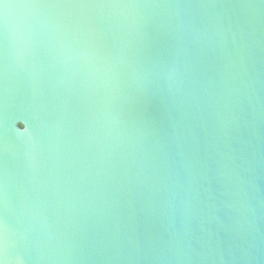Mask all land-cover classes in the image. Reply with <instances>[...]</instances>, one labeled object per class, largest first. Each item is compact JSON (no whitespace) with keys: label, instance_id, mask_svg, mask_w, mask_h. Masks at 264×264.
<instances>
[{"label":"water","instance_id":"obj_1","mask_svg":"<svg viewBox=\"0 0 264 264\" xmlns=\"http://www.w3.org/2000/svg\"><path fill=\"white\" fill-rule=\"evenodd\" d=\"M0 13L3 264H264V0Z\"/></svg>","mask_w":264,"mask_h":264},{"label":"snow or ice","instance_id":"obj_2","mask_svg":"<svg viewBox=\"0 0 264 264\" xmlns=\"http://www.w3.org/2000/svg\"><path fill=\"white\" fill-rule=\"evenodd\" d=\"M8 6H9V0H0V9H7ZM4 13H0V16H3ZM0 264H3L2 260H0Z\"/></svg>","mask_w":264,"mask_h":264}]
</instances>
